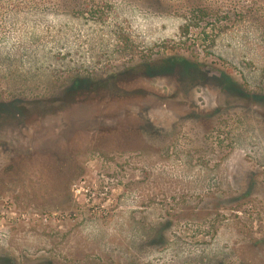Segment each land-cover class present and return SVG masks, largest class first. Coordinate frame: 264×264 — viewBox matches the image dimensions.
<instances>
[{"label": "rangeland", "instance_id": "obj_1", "mask_svg": "<svg viewBox=\"0 0 264 264\" xmlns=\"http://www.w3.org/2000/svg\"><path fill=\"white\" fill-rule=\"evenodd\" d=\"M0 264H264V0H0Z\"/></svg>", "mask_w": 264, "mask_h": 264}]
</instances>
